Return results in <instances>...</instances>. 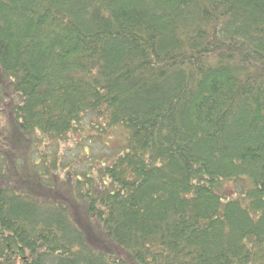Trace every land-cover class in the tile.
Returning <instances> with one entry per match:
<instances>
[{"label":"trees","instance_id":"obj_1","mask_svg":"<svg viewBox=\"0 0 264 264\" xmlns=\"http://www.w3.org/2000/svg\"><path fill=\"white\" fill-rule=\"evenodd\" d=\"M0 93V264H264V0H0ZM91 114L124 137L80 179L104 248L12 176Z\"/></svg>","mask_w":264,"mask_h":264},{"label":"rangeland","instance_id":"obj_2","mask_svg":"<svg viewBox=\"0 0 264 264\" xmlns=\"http://www.w3.org/2000/svg\"><path fill=\"white\" fill-rule=\"evenodd\" d=\"M85 117L84 125H79L77 130L66 137L39 134L41 135L40 139L33 138L34 143L36 142V148L32 157L37 160L40 158L42 160L40 164L44 161L49 163V160H54L57 164L55 168L58 171L52 169L49 172L42 171L29 161L30 158L24 159L27 162L24 166L22 158H18L20 166H24V168L22 171H18L12 167L14 173L12 176L19 191L31 194L48 204L67 203L70 205L72 220L75 224L84 230L88 240L96 247L104 248L109 246V243L99 231L98 224L88 217L87 202L81 197V193L87 190L89 184L86 182L80 184V179L84 178V174H87L95 180H108L105 176H100L99 166L96 163L100 158L112 154L121 142L124 143L122 141L124 137L117 138L111 133V130L108 132L101 126L97 128L98 122H95L94 114ZM99 129L101 130L99 131ZM13 130L14 124L6 118L5 111L0 112V143L7 142L2 140L12 136ZM20 145L19 143V146H13V150L20 151V149L29 150L31 148H23ZM8 157V155L5 156L4 162ZM33 161L35 160L32 159ZM18 162L16 161V163ZM104 164V162L100 163L101 167ZM18 166L17 168H19ZM242 183L246 185L244 181L236 183L234 180H227L221 186V191L233 196L238 191V185L242 186ZM238 195L227 198L238 197Z\"/></svg>","mask_w":264,"mask_h":264}]
</instances>
